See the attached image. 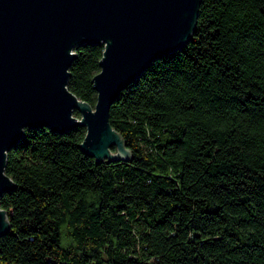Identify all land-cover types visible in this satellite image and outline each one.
<instances>
[{
    "label": "trees",
    "instance_id": "16d2710c",
    "mask_svg": "<svg viewBox=\"0 0 264 264\" xmlns=\"http://www.w3.org/2000/svg\"><path fill=\"white\" fill-rule=\"evenodd\" d=\"M102 48L74 46L68 66L90 106ZM108 121L128 159L94 162L82 124L26 126L6 150L0 264H264V0H200L187 42Z\"/></svg>",
    "mask_w": 264,
    "mask_h": 264
},
{
    "label": "water",
    "instance_id": "95a60500",
    "mask_svg": "<svg viewBox=\"0 0 264 264\" xmlns=\"http://www.w3.org/2000/svg\"><path fill=\"white\" fill-rule=\"evenodd\" d=\"M199 4L0 0V194L14 186L4 172L6 150L26 126L64 132L82 124L85 131L76 145L94 162L128 159L129 149L109 124V106L152 59L187 42ZM82 43L103 44L99 68L90 78L96 92L93 106L66 87L73 48ZM8 228L6 211L0 208V236Z\"/></svg>",
    "mask_w": 264,
    "mask_h": 264
},
{
    "label": "rangeland",
    "instance_id": "374dc122",
    "mask_svg": "<svg viewBox=\"0 0 264 264\" xmlns=\"http://www.w3.org/2000/svg\"><path fill=\"white\" fill-rule=\"evenodd\" d=\"M114 150H115V149H112V150L110 149L111 152H114Z\"/></svg>",
    "mask_w": 264,
    "mask_h": 264
}]
</instances>
